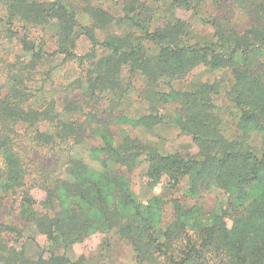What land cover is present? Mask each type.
<instances>
[{"label": "trees", "instance_id": "16d2710c", "mask_svg": "<svg viewBox=\"0 0 264 264\" xmlns=\"http://www.w3.org/2000/svg\"><path fill=\"white\" fill-rule=\"evenodd\" d=\"M150 1L154 6L146 5L147 0H127L122 15H115L87 6L86 0H0V39L17 40L27 57L0 72V158L4 160L0 175L4 186L8 183L29 193L25 178L32 162L27 158L35 153L44 158L36 166L34 181L45 197L36 202L29 194L26 203L37 232L49 243L46 248L36 245L50 257L40 253L35 264H80L64 254L90 227L78 228L77 214L80 221L82 216L99 217V227L111 228L115 219L120 221L114 202L94 198L106 178L124 176L145 164L148 177L165 176L179 186L190 176L199 190L210 185L211 175L224 171L226 187L238 191L264 172V0H214L227 13L207 16L204 21L212 29L207 39H200L191 24L177 15L178 10L194 12V0ZM83 13L90 16V26L79 22ZM46 24L55 29L56 48L49 54L28 34ZM109 27L113 31L98 40L94 31ZM81 35L91 49L78 55ZM58 59L63 65L75 61L80 68L66 94L57 99L47 91L48 98L42 85L40 93L30 92L28 83L38 65ZM202 66L221 70L224 77L181 82ZM135 85L143 86L140 99L146 110L129 115L122 106ZM164 106L173 107L172 117L160 112ZM227 113L236 118L232 132L223 118ZM164 121L190 137L191 151L165 152L133 134L134 129L151 133ZM90 138L99 142L93 144ZM84 150L90 160L104 163L99 177L84 162L80 153ZM64 175L72 178L63 179ZM88 209L97 214L95 219ZM256 217L264 221V214ZM1 226L7 232L17 231L10 224ZM198 232L194 236L181 231L173 242L176 253L166 243L154 244L149 228L132 231L131 237L140 264L238 263L237 258L227 257V249L207 243L206 235ZM242 233L238 243L243 247L247 232L242 229ZM16 245L15 241L0 244L1 264H22L12 258L14 253L24 258L19 251L22 245L18 249ZM237 254L244 261L239 249Z\"/></svg>", "mask_w": 264, "mask_h": 264}, {"label": "rangeland", "instance_id": "374dc122", "mask_svg": "<svg viewBox=\"0 0 264 264\" xmlns=\"http://www.w3.org/2000/svg\"><path fill=\"white\" fill-rule=\"evenodd\" d=\"M88 5L93 8H102L115 15H122V6L127 0H86ZM150 1V0H149ZM147 0L148 6H154V1ZM195 11L178 10L177 15L187 20L195 34L200 39L209 38L212 29L204 20L207 16L214 14H225L220 6H217L214 0H194ZM227 11L230 8H226ZM235 8L233 7V11ZM0 5V16L1 13ZM229 14V13H228ZM233 15L231 12L229 15ZM80 23L90 26L91 18L88 14H79ZM244 22V21H243ZM242 24V22H241ZM110 26V25H109ZM1 28V27H0ZM14 30L19 28L13 27ZM113 31V28L96 29L94 34L98 40ZM55 29L53 24H46L31 28L29 38L33 39L36 44L41 43L45 50L52 53L55 48ZM1 36V34H0ZM0 72L7 69V64H14L17 60H25L21 44L17 40L0 39ZM91 49L90 41L81 35L77 41L75 52L83 55ZM60 64V65H59ZM56 66L57 69H51ZM11 69V68H10ZM6 73H4L5 75ZM221 70H210L205 67L196 69L187 74L181 82L185 85L190 81H210L216 78L224 77ZM80 75V68L75 61L65 62L52 60L49 64L45 61L38 65L33 75V80L28 83V90L33 93H40L39 86H43V91L49 98V93L60 99L66 93L68 83ZM0 80L2 77L0 76ZM143 86H134L128 99L123 102L122 109L129 115L137 112L143 113L146 107L141 101V91ZM160 112L171 115L173 107L164 106ZM119 113V110L116 114ZM227 113L226 128L228 131H234L236 118ZM126 127V126H123ZM133 134L140 138L154 143L163 151H178L184 153L191 151L193 143L189 136L181 134L171 122H163L154 125L153 132L146 133L143 130H133ZM95 142H94V141ZM93 144H97V139H89ZM86 144V143H85ZM256 144V143H255ZM87 145V144H86ZM254 145V144H253ZM84 162L88 164L91 171L98 173L103 171L104 163L98 160H90L85 154V150L80 152ZM31 154V153H30ZM36 156V157H35ZM30 155L28 160L29 174L26 175V186L30 192L19 187L11 185L4 186L6 183L0 175V225L10 224L16 227L17 231L7 232L2 226L0 227V244L3 242L10 243L15 241L17 249L22 245L19 251L24 254L23 259L15 253L12 258H18L22 264H35L42 253L43 258L50 257V253L42 252L39 247H47L48 242L45 235L37 232L34 224V215L28 210L26 201L29 194L40 202L44 199L45 193L37 185L34 178L37 164L42 163L41 153ZM29 161V162H30ZM3 158H0V171L3 168ZM145 164L134 168L131 172L120 177L106 178V183L94 195L95 201L99 202L104 199L108 204H116V213L120 217L114 221V226L106 228L99 227V217L96 220L78 219L75 222L78 228L83 225H89L88 233L81 239L76 240L69 245L64 252L65 257L70 262H80V264H140V253L132 241V231L140 233L144 228H149V233L154 239V244L158 241L166 243L170 250L174 248L177 252V241L181 231L188 230L192 235H206L207 243H218L220 249H227V257L237 258V264H264V221L256 217L257 213L261 216L264 214V172L257 179H252L243 185V189H228L225 172L217 175H211L213 178L208 179L210 185L198 190L197 181L192 180L190 176L185 177L180 185L174 186L172 181L165 176L154 175L148 177L145 173ZM247 176V175H246ZM248 177V176H247ZM72 177L64 175L63 179ZM190 182L193 183L192 188ZM92 184V183H91ZM94 185V184H93ZM40 206H38V210ZM57 212L58 208L55 209ZM44 212L43 210H40ZM46 211V210H45ZM91 219H95L97 214L88 209ZM50 213V211H49ZM98 227L99 229L95 228ZM242 229H245L246 240L243 247L239 245V238L242 237ZM20 233L21 236H18ZM207 234H212L213 238ZM256 236V237H255ZM180 241H178L179 244ZM214 249V248H213ZM237 249L244 261L238 258ZM62 254L63 251L57 252ZM56 255V253H55ZM1 264V263H0Z\"/></svg>", "mask_w": 264, "mask_h": 264}]
</instances>
